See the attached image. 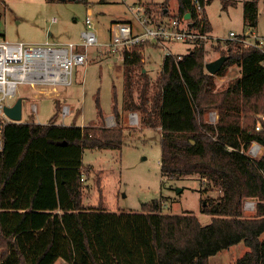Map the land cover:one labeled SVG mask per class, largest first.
<instances>
[{
  "label": "trees",
  "instance_id": "1",
  "mask_svg": "<svg viewBox=\"0 0 264 264\" xmlns=\"http://www.w3.org/2000/svg\"><path fill=\"white\" fill-rule=\"evenodd\" d=\"M194 1L176 0L175 15L196 19ZM168 3L148 4L145 12L167 16ZM243 8L245 25L255 27L257 0H246ZM199 22L202 31L211 30L204 10ZM189 43L179 57L163 56L153 80L139 50L149 44L122 50L123 91L120 108L113 93L114 126L103 119L57 123V103L47 123L0 119V264H208L209 256L240 241L249 249L232 264H264V150L254 159L239 150L252 140L264 148V121L255 131V120L246 116L264 111V55L224 39L215 48L227 59L211 74L204 66L206 41ZM231 65L239 74L215 89V78ZM210 109L218 112L215 123L203 118ZM97 110L102 118L98 101ZM123 111H136L140 127L159 126L164 175L195 174L220 190L201 209L211 215L209 223L200 224L191 212H163L157 199L136 212L82 203L89 173L82 148H119L126 136ZM248 198L255 200L254 211L244 215Z\"/></svg>",
  "mask_w": 264,
  "mask_h": 264
},
{
  "label": "rangeland",
  "instance_id": "2",
  "mask_svg": "<svg viewBox=\"0 0 264 264\" xmlns=\"http://www.w3.org/2000/svg\"><path fill=\"white\" fill-rule=\"evenodd\" d=\"M163 0H0V33L10 41H22L33 46L66 47L68 42H80L85 29V18L90 14L99 41H108L115 21L133 20L131 10L143 5L161 3ZM246 0H205L204 13L211 30L220 38L216 44L224 45L229 31L242 33L245 30L264 36V0H257L258 15L255 27L244 23ZM168 13H176V0H169ZM156 8V7H154ZM154 11H157L154 10ZM55 18V21H52ZM216 39V40H217ZM215 43L206 41L204 59L212 60L219 55ZM148 45L142 49V66L150 79H155L161 69L163 52ZM190 45L186 42L170 44L173 53L181 54ZM85 52L86 62L74 65L69 85L19 82L16 93L8 99L12 104L22 97V118H33L38 123H47L58 104L57 123H98L112 114L113 93L117 106L121 107L123 79L122 56L104 45H88L79 48ZM239 67L231 65L223 76L215 78V89L223 88L239 74ZM101 108V118L97 110ZM69 111L63 114V105ZM35 105V109L33 106ZM215 110L217 115L218 112ZM209 111V110H208ZM203 118H207V114ZM245 115V114H243ZM262 119L264 111L246 113V116ZM135 118V120H131ZM218 118V117H217ZM0 119H5L0 114ZM244 119H242L243 121ZM114 126V116L110 118ZM134 121V122H133ZM122 125L126 136L119 148L83 147L82 163L88 167L84 173L82 203L85 206L101 205L104 211H142V204L153 199L160 200L161 210L169 213L191 212L205 225L211 215L203 212V204L215 200L218 188H209L198 175L169 177L160 170V128L140 127L136 111L122 112ZM208 187H207V186ZM254 203L255 200L248 198ZM245 200V201H246ZM244 201V202H245ZM254 206H244V215H250ZM263 237V235H261ZM248 246L240 241L209 256L208 264H232L242 256ZM54 264H65L57 260Z\"/></svg>",
  "mask_w": 264,
  "mask_h": 264
},
{
  "label": "built area",
  "instance_id": "3",
  "mask_svg": "<svg viewBox=\"0 0 264 264\" xmlns=\"http://www.w3.org/2000/svg\"><path fill=\"white\" fill-rule=\"evenodd\" d=\"M203 10V4L195 0L194 11L197 18L193 20L175 14L162 16L160 10L147 14L142 5L135 11L131 10L133 20L115 21L110 30L109 40L104 42L99 41L91 16L88 14L85 18V29L81 31V41L68 42L66 47L28 45L22 41H10L0 33V114L5 121H9L3 113V107L9 104L8 99L15 95L19 82L69 85L72 81L73 66L86 62L85 52L79 50L81 47L104 45L110 51L121 54L122 50L130 51L134 46L149 44L162 50L164 56L177 54L171 50L170 44L173 43L186 42L190 45L189 42L197 38L211 42L220 40L210 31H202L200 22L196 25ZM55 20L52 18V21ZM225 39L237 40L244 46L257 48L264 55V36L254 31L245 30L242 33L229 31ZM177 55L179 57V54ZM261 64L264 66V58ZM33 108L35 109V105ZM68 111L69 107L63 105V114H67ZM217 117L215 110L208 111L209 122L215 123ZM260 117L262 119L256 118L253 124L255 131L261 129L264 121V116ZM110 118L107 119L108 125L111 123ZM239 150L254 159L262 154L264 148L259 142L252 140L247 148L241 147ZM246 205L252 208L254 203L246 200L244 206Z\"/></svg>",
  "mask_w": 264,
  "mask_h": 264
},
{
  "label": "water",
  "instance_id": "4",
  "mask_svg": "<svg viewBox=\"0 0 264 264\" xmlns=\"http://www.w3.org/2000/svg\"><path fill=\"white\" fill-rule=\"evenodd\" d=\"M185 18H190V14L186 13L184 15ZM227 59V55L222 54L218 57L206 61L205 69L211 73L215 74L223 65L225 60ZM144 70V69H143ZM3 113L5 116L12 121H21L22 118V97H17L16 100L12 104H6L3 107ZM193 142V140H191Z\"/></svg>",
  "mask_w": 264,
  "mask_h": 264
},
{
  "label": "crops",
  "instance_id": "5",
  "mask_svg": "<svg viewBox=\"0 0 264 264\" xmlns=\"http://www.w3.org/2000/svg\"><path fill=\"white\" fill-rule=\"evenodd\" d=\"M141 52H142V49H141ZM64 105H67L66 103L64 104ZM68 106V105H67ZM113 116V114H111V115H109L108 117H106V119H108L109 117H112ZM105 122V121H104ZM105 124H107L106 122H105ZM83 125H85V124H80V126H83Z\"/></svg>",
  "mask_w": 264,
  "mask_h": 264
}]
</instances>
